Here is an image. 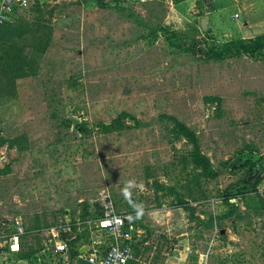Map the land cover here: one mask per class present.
Returning <instances> with one entry per match:
<instances>
[{"label": "rangeland", "instance_id": "1", "mask_svg": "<svg viewBox=\"0 0 264 264\" xmlns=\"http://www.w3.org/2000/svg\"><path fill=\"white\" fill-rule=\"evenodd\" d=\"M8 23L0 264H81L106 211L140 264H264V48L234 46L264 0H29Z\"/></svg>", "mask_w": 264, "mask_h": 264}, {"label": "built area", "instance_id": "2", "mask_svg": "<svg viewBox=\"0 0 264 264\" xmlns=\"http://www.w3.org/2000/svg\"><path fill=\"white\" fill-rule=\"evenodd\" d=\"M29 5V0H0V25L17 18ZM129 216L106 211L98 221V227L108 233L109 244L102 253L98 249L86 254V264H130L134 259V236L128 220ZM17 224H20L17 221ZM56 249L64 251L66 241L56 242ZM19 231L9 237V249L20 250Z\"/></svg>", "mask_w": 264, "mask_h": 264}, {"label": "crops", "instance_id": "3", "mask_svg": "<svg viewBox=\"0 0 264 264\" xmlns=\"http://www.w3.org/2000/svg\"><path fill=\"white\" fill-rule=\"evenodd\" d=\"M8 24H10V23H8ZM7 24V25H8ZM248 31L250 30V31H252V29H247ZM254 30V29H253ZM264 31H261V33H263ZM257 34H260V33H257ZM257 34H254V35H257ZM253 36V35H252ZM251 37V36H250ZM185 245V244H184ZM184 245H181V244H178V249H181L182 247H185ZM186 248V247H185ZM10 250V249H9ZM81 250V251H80ZM83 250H85V248L84 247H78L77 248V251H78V257L79 258H82V254H81V252L83 251ZM192 250H194V252H195V255H196V259H195V261L192 263V264H207L205 261H204V259H203V256H205V252H204V250L203 249H201V244L200 245H197L196 244V246L192 249ZM133 251H134V259L130 262V264H140V258H139V256H138V254H137V251H136V249H135V242H134V245H133ZM13 252V251H12ZM66 250L65 251H63L62 252V254L63 255H66ZM180 255V257L178 256V254H173L172 256H169L167 259H166V261H165V264H183V262L182 261H180L179 260V258L181 259V257H182V254H179ZM206 256H207V253H206ZM25 260V262H24V264H31L30 262H29V260L28 259H24ZM66 260V261H65ZM86 264V261H85V258H84V260H82V263L81 264ZM63 264H77V263H71L70 261H69V259L67 260V258L66 259H64V261H63Z\"/></svg>", "mask_w": 264, "mask_h": 264}, {"label": "trees", "instance_id": "4", "mask_svg": "<svg viewBox=\"0 0 264 264\" xmlns=\"http://www.w3.org/2000/svg\"><path fill=\"white\" fill-rule=\"evenodd\" d=\"M7 24L8 23L1 24L0 25V30L2 28H4ZM22 25H23L22 22L20 23V25L18 23V27H21ZM248 42H250V44H246L243 40H238L237 42L234 43V46H236V48L238 50L239 49H244V50L251 49V50H255V49L264 48V32L263 33H260V34H257L254 39H248ZM231 46H232L231 44L228 45V47H231ZM0 58H2L1 55H0ZM256 175H257V173L254 174L253 176H256ZM73 254H79L78 251H77V248H75V250L73 251Z\"/></svg>", "mask_w": 264, "mask_h": 264}, {"label": "water", "instance_id": "5", "mask_svg": "<svg viewBox=\"0 0 264 264\" xmlns=\"http://www.w3.org/2000/svg\"><path fill=\"white\" fill-rule=\"evenodd\" d=\"M200 23H201V26H202L203 28H205V26H206V25H205V24H206L205 17L201 18ZM258 169H259V166H258V165L254 166V167L252 168V170H251V175L256 174V173H257L256 171H257ZM260 171H262V170H260ZM256 177H258V173H257ZM179 237H180V238H181V237H184V234L180 235ZM80 251H81V250H80Z\"/></svg>", "mask_w": 264, "mask_h": 264}]
</instances>
